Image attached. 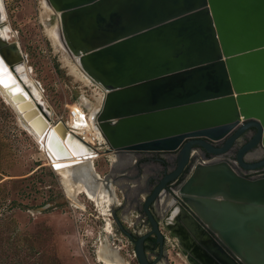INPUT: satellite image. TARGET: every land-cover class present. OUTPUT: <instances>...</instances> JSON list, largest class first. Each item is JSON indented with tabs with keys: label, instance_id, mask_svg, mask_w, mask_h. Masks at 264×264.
<instances>
[{
	"label": "water",
	"instance_id": "obj_1",
	"mask_svg": "<svg viewBox=\"0 0 264 264\" xmlns=\"http://www.w3.org/2000/svg\"><path fill=\"white\" fill-rule=\"evenodd\" d=\"M46 2L58 13L68 53L104 91L93 118L98 152L113 156L103 176L91 161L70 165V181L85 174L93 192L103 190L121 209L110 206L111 224L133 242L138 263L167 257L169 235L189 264H264V176L241 171L264 166V0ZM0 59L10 79L0 80L4 93L22 124L41 137L46 156L71 157L62 140L91 155L89 143L8 74L26 57L1 34ZM142 154L163 174L151 188L144 181L152 167L121 175L133 184H117L125 161L136 163ZM142 217L148 229L139 233ZM149 238L156 257L146 248Z\"/></svg>",
	"mask_w": 264,
	"mask_h": 264
},
{
	"label": "rangeland",
	"instance_id": "obj_2",
	"mask_svg": "<svg viewBox=\"0 0 264 264\" xmlns=\"http://www.w3.org/2000/svg\"><path fill=\"white\" fill-rule=\"evenodd\" d=\"M2 2L4 23L12 30L9 40L18 42L30 70L25 74L40 84L52 118L69 123L74 117L72 109L78 105L89 113L103 89L83 71L82 78L71 73L76 61L59 39L58 13L46 0ZM19 123L15 110L0 93V264H102L96 246L104 237L129 264H139L128 237L114 226L112 238L104 231L106 218L113 222L111 215L102 214L84 193L77 195L82 206L73 205L60 175ZM108 158L100 153L93 162L101 176L110 170ZM154 165L145 170L157 167ZM149 174L151 171L145 177ZM115 176L117 184H124L120 172ZM113 184L112 192L122 201ZM112 208L121 212L115 205ZM143 230V226L138 229L139 233ZM166 248L167 257L157 264H189L178 247L167 244Z\"/></svg>",
	"mask_w": 264,
	"mask_h": 264
},
{
	"label": "bare ground",
	"instance_id": "obj_3",
	"mask_svg": "<svg viewBox=\"0 0 264 264\" xmlns=\"http://www.w3.org/2000/svg\"><path fill=\"white\" fill-rule=\"evenodd\" d=\"M0 11L2 14V18L5 19L6 12H5V8L3 6L2 0H0ZM11 33H12V30L9 27V25L6 23L3 28H0V34L3 36L5 35L8 39L12 37ZM70 56L76 61L75 63H72L73 70H70L71 73L77 76L78 78H82L83 77L81 74L82 69L79 66L77 57H74L72 55ZM3 66H4V63L0 59V80H2L3 84H7L10 81V79L7 75L1 74L4 70ZM15 69H16L15 73L11 72L8 74H11V76L15 80H18L22 87L25 88L27 86L28 88H30L33 95L35 96V99L43 104L47 112L52 113L51 110L45 107V102L43 101V97H42L43 95L41 93L40 87L37 86V82L33 80L32 78H28L26 74L24 76L23 73L30 72V70L27 69L25 62L22 64L16 65ZM18 75L21 77L22 81L17 78ZM1 84H0V93L4 96L5 100L13 107V109H15V105L9 102L10 100L5 95L4 88L2 87ZM97 95H99V98L96 97V102H94L93 107L90 108L89 113L85 112V110L82 109V107L78 105L72 109L74 113L73 119L69 123L63 121L68 127V129H70L73 133L83 134L84 135L83 140H85L87 143H94L96 137L100 138L99 132L95 126V120L93 117L95 116L96 112L100 109L102 105L104 91L101 92V94H97ZM86 102L89 103V100H87ZM15 112L20 122L19 124L22 126V128L26 129L33 136V138L39 145V143L41 142V137L37 135L34 131H32L30 128H27L26 126H24L22 124L20 114L16 110ZM61 142H63L66 145L68 151H70L71 157H64V158H57V159L54 158L52 160H50V158L48 157V160L51 165L53 163L56 166V169L54 168V170L60 175L61 183L64 186V191L68 195V197H70L73 205L82 206V204L80 205L79 202L77 201V195H79L80 193H84L90 201L95 203V205L98 207V209L100 210L102 214L110 215L109 210H110V206L113 203L112 199L107 195V193L103 192V190L101 191V189H99L96 193L95 191L93 192L90 188V181L85 176V174L82 173L81 180H79V182L76 184H73V182L70 181L71 180L70 175L74 177V172L71 173L72 172L71 169L73 166H70V165H73L75 163L82 162V161L94 162V160L100 156V153L94 149V151L91 150L90 152H88L91 155L86 156L84 154H86L87 152L83 150L84 149L83 147L75 144V141H69V140L63 141L62 140ZM42 150L44 151V149ZM110 159L113 160L112 155L110 156ZM80 172L78 174H80ZM111 223H112L111 219L106 218V225L104 227V231H106L109 235H111L113 232ZM96 252H97V255H96L97 260L100 261L102 264H129L124 258H122V256H120L118 249H116L115 247L113 248L111 246L107 237L102 238L101 241L98 243V245L96 246Z\"/></svg>",
	"mask_w": 264,
	"mask_h": 264
},
{
	"label": "crops",
	"instance_id": "obj_4",
	"mask_svg": "<svg viewBox=\"0 0 264 264\" xmlns=\"http://www.w3.org/2000/svg\"><path fill=\"white\" fill-rule=\"evenodd\" d=\"M152 156L155 157L156 154L155 155H152ZM145 157L146 156L144 154H142L140 160L138 162H136V163H135V160H133V159L132 160L127 159L125 161V164L122 166L123 168H121V170L122 169L123 170L120 171V175L124 174V175L130 176V177L135 176L137 174V172L140 170L141 167H143V169L145 170L151 164L152 165L155 164L157 167H159L157 165V161L156 160L155 161H148V162H146L145 161ZM133 181H135V180L134 179H131V178H124V179H122V182H124V184H133L134 183ZM125 189L127 190V188H125ZM134 194H135V191L134 190L128 191V195L130 197H133ZM126 204L127 205L129 204V199L127 200V203Z\"/></svg>",
	"mask_w": 264,
	"mask_h": 264
},
{
	"label": "built area",
	"instance_id": "obj_5",
	"mask_svg": "<svg viewBox=\"0 0 264 264\" xmlns=\"http://www.w3.org/2000/svg\"><path fill=\"white\" fill-rule=\"evenodd\" d=\"M76 104V103H75ZM79 104V103H78ZM82 107V106H81ZM83 109V108H82ZM79 137H81L82 139L84 138V135L83 134H81V133H76ZM92 147H93V149H95V150H97V151H101L102 150V148H101V145L99 144V142H98V138L96 137L95 138V141H94V143H89ZM100 153V152H99ZM215 156H212V157H210L209 159H213ZM109 159V162L111 163V159L110 158H108ZM209 159H207V160H209ZM231 160H233L234 162H235V160L234 159H231ZM236 163V162H235ZM257 170V172L258 171H260L259 173L260 174H256V171ZM241 171H242V173L244 174V175H246V176H249V177H257V176H264V166L263 167H260V168H258V169H248V170H242L241 169ZM142 226L144 227V230L142 231V232H144L146 229H148V225H147V222H146V219L144 218V217H142ZM141 226V227H142ZM138 231V230H137ZM139 232V231H138ZM141 233V232H140ZM165 241H166V245L168 244V245H171L172 247H174V246H176L177 247V239L175 238V237H171V236H169V235H166L165 236Z\"/></svg>",
	"mask_w": 264,
	"mask_h": 264
},
{
	"label": "flooded vegetation",
	"instance_id": "obj_6",
	"mask_svg": "<svg viewBox=\"0 0 264 264\" xmlns=\"http://www.w3.org/2000/svg\"><path fill=\"white\" fill-rule=\"evenodd\" d=\"M229 157L231 158V159H234V151L232 152V153H230L229 154ZM260 157H264V152L262 153V155L260 156ZM256 158H254L253 160H255ZM263 167V166H262ZM260 168V167H259ZM256 169H258V168H256ZM143 169H141L140 168V172L142 171ZM151 175L152 176H150V174L147 176V178H146V180L144 181V186H148V187H152V185L154 184V182H155V180H156V177L158 178L159 176H161L162 174H163V172H164V170H165V168L164 167H152L151 168ZM256 172V174H260L259 172L260 171H258L257 172V170L255 171ZM149 248H150V250L151 251H153V253H154V257H156V256H158V247H157V245L155 244V243H152V244H150L149 245ZM163 258V256L162 257H160V259H159V261L161 260Z\"/></svg>",
	"mask_w": 264,
	"mask_h": 264
},
{
	"label": "trees",
	"instance_id": "obj_7",
	"mask_svg": "<svg viewBox=\"0 0 264 264\" xmlns=\"http://www.w3.org/2000/svg\"><path fill=\"white\" fill-rule=\"evenodd\" d=\"M152 243H155L153 238L147 239V241H146V248H148L149 245L152 244Z\"/></svg>",
	"mask_w": 264,
	"mask_h": 264
}]
</instances>
